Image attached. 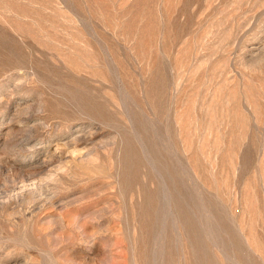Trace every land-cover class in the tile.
Returning <instances> with one entry per match:
<instances>
[{"label": "rangeland", "instance_id": "374dc122", "mask_svg": "<svg viewBox=\"0 0 264 264\" xmlns=\"http://www.w3.org/2000/svg\"><path fill=\"white\" fill-rule=\"evenodd\" d=\"M0 264H264V0H0Z\"/></svg>", "mask_w": 264, "mask_h": 264}]
</instances>
